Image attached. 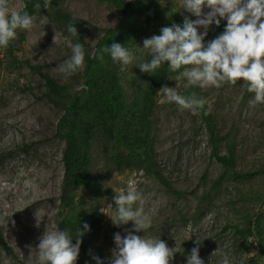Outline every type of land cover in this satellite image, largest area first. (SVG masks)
Returning <instances> with one entry per match:
<instances>
[{
	"label": "rangeland",
	"instance_id": "1",
	"mask_svg": "<svg viewBox=\"0 0 264 264\" xmlns=\"http://www.w3.org/2000/svg\"><path fill=\"white\" fill-rule=\"evenodd\" d=\"M155 1L165 15L174 14L190 22L210 11L206 5L202 6V16L197 17L182 8L181 0ZM24 2L9 0L10 10L20 11ZM62 8L97 29L83 27L81 30L91 53L101 30L113 28L121 18L116 9L98 0H65ZM32 17L33 27L25 31L21 50L14 57L0 58V264H34V260H28L30 252L26 246L36 249L45 231L56 228L64 142L56 138L55 133L61 113L44 96L43 81L29 66L44 67L42 71L60 84L76 82L81 71L67 78L57 71L72 55L71 36L52 25L45 11ZM197 30L204 31L203 28ZM208 33L205 46L224 31L215 37H208ZM158 35L159 29L152 28L146 38ZM144 39L129 50L134 55L133 63L121 71L127 99L131 98V89L138 82L139 65L151 57L148 50L143 49ZM165 85L176 88L181 95H191V86L185 79L169 80ZM198 89L206 100L217 135L227 137L218 146L219 154L225 155L226 145L232 142L234 172L241 173L242 177L232 179V173L226 172L221 185L213 188L224 169L211 155L200 110L196 114L181 110L161 93L153 111V140L156 160L169 189L157 178L142 172L106 175L102 161L95 154L91 173L113 197L121 191L141 195V200L133 207L141 208L150 217L151 227L144 233L134 234L160 239L170 249L176 247L177 253L170 264H187L194 247H199V256L205 264H220L219 253L211 258L218 248L229 255L232 264H264V252L258 250L255 239L249 241L250 246H245L246 240L236 236L231 228V225L243 227L244 216L251 212L264 225V209L256 200L264 190V104L255 108L249 105L254 94L247 92L242 80L234 85L225 82L219 87ZM82 195L78 193L76 201ZM97 202L99 222L84 237L92 264H97L94 259L97 253L107 254L112 260L116 250L115 235L118 233L123 238L134 227L132 222L119 226L113 223L116 209L107 195L100 196ZM84 203L88 209L93 207L91 201ZM37 219L39 227L35 226ZM189 224L193 227V236L188 240L185 230Z\"/></svg>",
	"mask_w": 264,
	"mask_h": 264
},
{
	"label": "trees",
	"instance_id": "2",
	"mask_svg": "<svg viewBox=\"0 0 264 264\" xmlns=\"http://www.w3.org/2000/svg\"><path fill=\"white\" fill-rule=\"evenodd\" d=\"M65 0H51L49 9L41 6L36 9L34 4L43 0H25L21 13L27 12L34 16L45 11L48 21L58 29L65 30L67 25H76L78 35L71 36L72 43H81L85 51V63L74 83L60 84L44 70L42 66H29L43 81L44 96L61 113L56 126L55 137L64 142L61 153L63 168L62 185L59 193V206L55 214V225L61 231L66 230L76 243V232H82L79 255L75 264H92L84 237L92 232L98 224L96 203L100 196L108 197L111 202L113 193L103 190V185L92 175V157L98 155L102 161L105 174L123 171L142 172L144 175L157 178L164 182L156 160L153 140V111L156 106L158 92L164 84L178 73H172L165 64L153 73L140 72L137 84L131 89V98L121 83V65L114 62L105 47L113 43L132 49L140 40L146 38L152 28L171 27L174 23L183 27L185 19H178L174 14L165 15L155 0H98L116 9L121 15L118 23L109 29L101 30V36L91 53L83 40L81 30L87 27L97 30L88 23L80 21L66 13L62 4ZM227 20L221 19L214 24L208 37H215L225 31ZM26 30H17V35L6 49H0L2 56L14 57L21 50ZM103 55V60L100 56ZM152 56L146 61L150 62ZM27 63V62H26ZM181 69L180 71H182ZM83 84L85 87L81 88ZM189 94L195 92L201 97L197 86H191ZM248 92V91H247ZM201 118L206 126L211 155L223 167L224 172L213 183V188L221 185L226 172L232 173V179L243 175L234 172L235 151L233 143L226 145V154H219V144L226 136H218L215 122L206 105L200 110ZM2 157H0V161ZM231 176V175H230ZM169 189V188H168ZM83 193L77 199L76 195ZM179 195V193H176ZM256 200L264 209V190ZM85 201H91L93 207L88 209ZM264 216V215H263ZM244 226L231 225L236 236L246 240L255 239L259 251L264 252V225L259 217L251 212L244 216ZM88 225V229L84 225ZM229 228V227H227ZM102 264H111L107 254L97 253Z\"/></svg>",
	"mask_w": 264,
	"mask_h": 264
},
{
	"label": "clouds",
	"instance_id": "3",
	"mask_svg": "<svg viewBox=\"0 0 264 264\" xmlns=\"http://www.w3.org/2000/svg\"><path fill=\"white\" fill-rule=\"evenodd\" d=\"M51 0H43V5L36 2L34 7L43 6L49 9ZM182 8L197 17L202 16V6H207L210 11L195 22L184 20L183 27L173 24L171 27L161 29V34L150 39H144L143 49L151 54L150 62L139 65L142 72L153 73L165 64L172 73H178L170 80L185 79L187 85L197 86L201 89L210 86L219 87L222 83L236 84L243 81L247 91L254 97L249 101L253 108L264 104V0H181ZM221 19L227 20L224 33L210 41L207 46L204 39L209 27L215 23L220 24ZM33 17L27 12L11 11L9 0H0V49H6L9 43L16 38L17 30H31ZM203 28V33L198 32ZM67 31L72 36L78 35L76 25L69 23ZM56 35L54 38V43ZM71 57L59 65L57 71L64 74L65 78L82 70L85 63V51L81 43L70 45ZM102 52H107L114 62H118L120 71H125L131 65L134 55L125 46L113 43L105 47ZM103 60V55L100 56ZM183 69L182 71H180ZM81 88L85 86L80 85ZM158 93L170 102H174L181 110H190L196 114L203 109L206 100L198 97L195 92L189 96L181 95L176 88L163 86ZM141 200V195L134 191L127 193L121 191L113 197L116 205V216L112 218L117 226L132 222L134 227L122 238L116 234L114 241L116 250L113 251L111 264H170L177 253L176 247L170 249L160 239L143 237L134 233L145 232L151 227L150 217L141 208L133 205ZM109 208H112L109 205ZM40 220L37 219L36 227ZM88 229V225H84ZM188 240L193 236V227L189 224L186 228ZM82 232H76V243L68 231L59 228L46 230L39 238L36 249L31 245L28 260L34 264H75L79 255ZM197 243V242H196ZM197 245H199L197 243ZM199 247H194L187 257V264H205L199 256ZM220 254V264H232L229 255L218 250L214 251L211 258ZM97 264H102L99 257H94Z\"/></svg>",
	"mask_w": 264,
	"mask_h": 264
}]
</instances>
